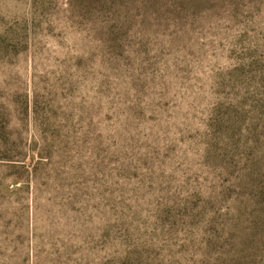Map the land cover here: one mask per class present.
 I'll list each match as a JSON object with an SVG mask.
<instances>
[{
  "label": "rangeland",
  "instance_id": "1",
  "mask_svg": "<svg viewBox=\"0 0 264 264\" xmlns=\"http://www.w3.org/2000/svg\"><path fill=\"white\" fill-rule=\"evenodd\" d=\"M0 264H264V0H0Z\"/></svg>",
  "mask_w": 264,
  "mask_h": 264
}]
</instances>
